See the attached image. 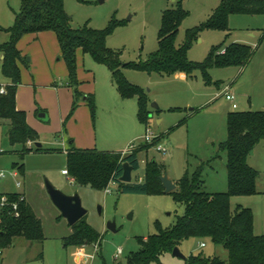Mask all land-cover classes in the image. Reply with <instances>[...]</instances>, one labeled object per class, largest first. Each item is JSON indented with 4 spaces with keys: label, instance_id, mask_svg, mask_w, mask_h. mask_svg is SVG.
<instances>
[{
    "label": "rangeland",
    "instance_id": "374dc122",
    "mask_svg": "<svg viewBox=\"0 0 264 264\" xmlns=\"http://www.w3.org/2000/svg\"><path fill=\"white\" fill-rule=\"evenodd\" d=\"M221 1L63 0V3L74 28L87 25L94 30H104L114 22L115 26L105 41L106 47L115 50L122 63H143L158 49V29L163 11L180 7L186 12L187 17L178 27L175 38V45L181 46L186 41L188 30L201 27ZM20 6V0H0V28L14 24V15ZM198 31L189 44L188 61L203 63L212 49L219 47L220 50L237 42L252 48L249 62L244 66L211 67L205 76L199 70L190 74L177 71L164 75L129 67L123 69L124 78L145 94L149 118L144 125L137 119L136 97L109 103L95 96L94 122L100 130L126 122L130 126V135L135 136L129 144L137 147L145 144L143 138L147 125L158 140L137 154L139 168L131 171V182H140L146 160L154 159L163 164L171 180L180 178L185 170L192 174L200 169L207 192L226 191V155L221 144L226 140L227 113L264 109V16L235 13L228 17L225 29L204 28ZM8 38L6 32L0 31V43ZM84 58L85 68L95 73L98 87L104 83L115 86L105 65L94 63L88 54ZM225 85L230 87L229 92L234 95L237 108L226 100L222 92ZM3 126L2 123L0 171L7 176L0 179V191H14V182H21L17 190L24 191L27 202L42 222L44 239L37 242L16 237L10 245L0 248V264H126L128 256L139 248L137 238L172 226L184 210L183 204L175 202L169 192H120L119 182L115 180L108 184V193L104 189L80 186L71 174L61 172L68 169V159L61 146L53 143L55 134L40 133L35 141H31L32 146L26 141L12 144L7 136V127ZM36 142L42 144V149L35 151ZM160 145L167 151H157L156 146ZM252 153L247 156V164L261 172L258 188L262 193L233 196L230 207L232 211L240 205L249 208L254 233L264 234V143L256 144ZM14 164H23L16 178L7 174L16 168ZM46 180L66 195L79 196L86 209L82 219L100 235V242L85 241L83 247L64 246L70 226L50 201L44 185ZM107 223H115L114 232L107 228ZM200 243L204 246L201 247ZM177 249L184 257L201 252L225 260L228 255L226 248L213 244L207 238L183 240ZM77 250L87 255L88 260L76 262ZM159 262L183 264L184 259L165 252Z\"/></svg>",
    "mask_w": 264,
    "mask_h": 264
},
{
    "label": "trees",
    "instance_id": "16d2710c",
    "mask_svg": "<svg viewBox=\"0 0 264 264\" xmlns=\"http://www.w3.org/2000/svg\"><path fill=\"white\" fill-rule=\"evenodd\" d=\"M20 4L19 11L14 15V24L3 28L8 33L9 40L0 45V51L3 53L0 71L11 82L0 94V124L7 126V136L12 144L35 141L38 137L37 131L26 123V114L15 107L14 96L20 84V68L16 63L20 61L27 65L25 57L15 47L23 34L51 31L56 35L61 50L59 57L67 66V81L74 96L71 111L83 95L78 91L75 65L76 51L81 49L83 53L90 55L95 63L107 67L110 79L122 99L136 97L137 119L144 125L149 118L145 94L138 86L124 78L123 69L129 67L164 75L177 71L190 74L199 70L205 76L211 67L244 66L253 52L248 45L230 43L220 49L222 52L219 47L214 48L203 63H197L187 59L189 44L200 29H225L228 17L232 14L264 16V0H222L211 17L201 27L189 29L183 45L176 46L177 29L187 14L182 8L173 7L161 14L158 49L143 63H122L118 59V53L105 45L106 38L115 26L114 22L104 30H94L87 25L74 28L65 11L63 0H20ZM86 96L89 111L94 118V96ZM226 123V140L222 142L221 150L226 155L227 190L207 192L203 186L201 170L198 169L192 174L185 170V173L174 181L176 189L169 192L175 202L183 204V212L176 217L177 220L172 226L162 228L147 237L137 238L139 248L128 256L126 264H160L163 253L172 252L181 241L194 237L210 239L213 244L226 248L227 258L222 260L218 256H206L198 252L185 257L183 264H264V234L254 233L251 210L240 205L232 211L230 207L231 197L257 193L258 170L247 164V156L256 144L264 143V110L228 112ZM151 145L153 144L145 142L125 155H122L121 151L78 150L71 145L65 153L68 159L66 174H71L78 185L90 186L97 190L105 189L110 180H115L119 182L120 192L146 194L154 190L161 193L164 187L159 177L165 170L163 164L154 159L146 160L144 176L140 182L119 181L122 164L128 162L132 170L138 169L137 154ZM40 149L42 148L35 147V151ZM20 155H23L22 152ZM14 165L19 172L22 171L23 164ZM82 218L70 226L71 232L65 237L64 246H81L85 241L100 242V235ZM4 222L0 232V248L10 245L16 237L37 242L44 239L42 222L26 201L21 204V214L18 218H7Z\"/></svg>",
    "mask_w": 264,
    "mask_h": 264
},
{
    "label": "crops",
    "instance_id": "0c3cea01",
    "mask_svg": "<svg viewBox=\"0 0 264 264\" xmlns=\"http://www.w3.org/2000/svg\"><path fill=\"white\" fill-rule=\"evenodd\" d=\"M3 28H0L1 32L4 31ZM15 47L25 57L27 63V65L20 61L16 63L20 68V84L14 96L15 107L26 114V123L36 130L38 135L40 133L55 134L53 143L61 146L62 150H67L72 145L78 150L108 152L123 151V148L135 138L132 134L130 135V126L126 122L125 124L118 122V125L113 128L105 126L102 130L94 122L87 105L86 94H92L94 100L96 96L97 99L107 100L109 103H117V100L122 98L116 86L110 87L108 83H104L98 87L95 73L85 68V53L81 49L76 51L75 65L76 78L79 82L78 91L83 95L71 111L74 96L67 81V66L59 57L61 50H59L56 35L51 31L26 33L19 38ZM2 58L3 53L0 51V64ZM10 83L4 75L0 76V86L6 87ZM42 112L46 114L44 118L47 119L46 122L38 117V114ZM260 173L258 170L256 194L262 193L258 188ZM74 259L76 262H85L88 257L77 250Z\"/></svg>",
    "mask_w": 264,
    "mask_h": 264
},
{
    "label": "water",
    "instance_id": "95a60500",
    "mask_svg": "<svg viewBox=\"0 0 264 264\" xmlns=\"http://www.w3.org/2000/svg\"><path fill=\"white\" fill-rule=\"evenodd\" d=\"M152 106L157 109L156 104L153 103ZM38 117L40 119H44L46 117V114L43 112L39 113ZM41 146V143H35V147ZM249 154H252V151H250ZM132 169V166L129 165L128 162H124L122 164V175L119 177V181L130 183ZM159 180L162 183V187H164L163 191L165 193L171 192L176 189L174 182L168 177L166 172L159 177ZM44 185L50 201L58 208L61 216L68 222V225L71 226L75 224L84 216V214L86 213V209L81 205L80 198L77 194L66 195L47 180L45 181ZM107 228L114 232L115 223H107ZM172 254L177 257H182L183 259L185 258L181 251L177 249V247L173 248Z\"/></svg>",
    "mask_w": 264,
    "mask_h": 264
},
{
    "label": "built area",
    "instance_id": "2783aa9c",
    "mask_svg": "<svg viewBox=\"0 0 264 264\" xmlns=\"http://www.w3.org/2000/svg\"><path fill=\"white\" fill-rule=\"evenodd\" d=\"M222 51L223 50H220V52H222ZM229 88L230 87L228 85H225L222 89L223 90L222 92L224 93L226 100H228L231 103L232 107L236 108V105L234 103V100H235L234 95L231 92H229ZM3 92H4V86L3 87L0 86V94H2ZM156 139L157 138L153 136L150 127L146 126V132H145L143 140L147 143L155 144L158 141V140L156 141ZM27 144L29 146L33 145L31 141H27ZM133 148H135V146H133V144L130 143L126 150L121 151V154L125 155V154L129 153ZM156 149L159 152L160 151H162V152L167 151L166 147H164L162 145L156 146ZM63 151L66 153L67 150L64 149ZM0 152H2L1 149H0ZM7 174L16 178L19 176L18 175L19 171L17 168H13V169L9 170ZM62 174H66V171L63 170ZM6 176L7 175L5 174V172L0 171V179H4ZM110 182L114 183L113 180H110ZM14 186H15L16 190H14L12 192L0 191V232L2 231V228H3L4 223H5L4 221L7 218L16 219L20 216L21 204L26 201V196H25L24 191L20 192L17 190L21 187V182L15 181ZM104 190L106 193L110 192L108 185L105 187ZM96 246L97 245H95L94 247L96 248ZM200 246L203 247L204 243H200Z\"/></svg>",
    "mask_w": 264,
    "mask_h": 264
}]
</instances>
